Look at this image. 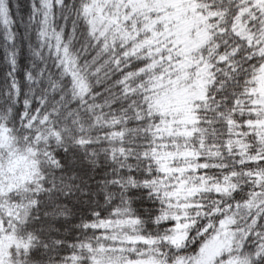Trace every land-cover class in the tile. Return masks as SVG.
I'll use <instances>...</instances> for the list:
<instances>
[{
  "label": "snow or ice",
  "instance_id": "obj_1",
  "mask_svg": "<svg viewBox=\"0 0 264 264\" xmlns=\"http://www.w3.org/2000/svg\"><path fill=\"white\" fill-rule=\"evenodd\" d=\"M0 264H264V0H0Z\"/></svg>",
  "mask_w": 264,
  "mask_h": 264
}]
</instances>
